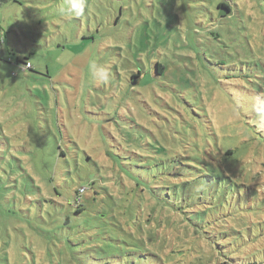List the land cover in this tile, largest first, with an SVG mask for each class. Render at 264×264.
Wrapping results in <instances>:
<instances>
[{
    "label": "rangeland",
    "instance_id": "374dc122",
    "mask_svg": "<svg viewBox=\"0 0 264 264\" xmlns=\"http://www.w3.org/2000/svg\"><path fill=\"white\" fill-rule=\"evenodd\" d=\"M66 3L0 0V264H264V0ZM192 155L235 191L220 218L253 207L232 247L189 206Z\"/></svg>",
    "mask_w": 264,
    "mask_h": 264
},
{
    "label": "trees",
    "instance_id": "16d2710c",
    "mask_svg": "<svg viewBox=\"0 0 264 264\" xmlns=\"http://www.w3.org/2000/svg\"><path fill=\"white\" fill-rule=\"evenodd\" d=\"M219 10H221V17H226L229 14H231L232 9L229 5L225 3L219 4ZM1 42V41H0ZM30 62H24L22 63L23 65H27ZM31 67V66H30ZM29 67V68H30ZM153 71V75L156 76L157 78H165L168 68L161 62H157L155 67L151 69ZM142 76V71H137L133 72L130 74L128 80H129V85L130 89L136 90L137 86L141 85V81L139 82L138 85L135 86V83L138 81V77ZM142 101V100H141ZM205 124V129H208L210 132L212 131L208 124L209 121H204ZM230 153V151L228 152ZM195 155L192 156H186L185 158L188 159H193L195 160V163L202 167V169H197L194 165L191 163H186V161L183 163V171H184V176L181 178L183 179V183L185 184H193L194 186V192L192 193L193 196V202L189 203V206L194 209V212L196 213L195 218L201 222L202 224L208 225L210 230L219 232L222 229H229L227 231V241L229 242L228 244L232 247V241L236 243L242 236V228L241 227H229L226 226L223 223L224 219L228 216H234L238 214V212L242 211L243 209H252L253 207H250L248 205L244 206L245 204V199H244V204L241 205V200L238 206H235L234 204L232 205V208H235L231 214H228L227 216H220L218 213L221 211L222 206L220 205V202H222L223 199L225 201L229 200V196H233L234 190L229 188V184H231L229 181H225L224 175L222 176L220 173H217L213 167L210 168L211 165H208L203 159H200L199 156L195 158ZM183 158V159H185ZM133 171L136 173L138 171L137 168L133 167ZM191 180V181H190ZM245 193V191L243 190ZM239 196H241L239 194ZM83 197L80 195V187L76 190L75 193V199L73 200V206L77 207V212H84L85 207L82 206V200ZM81 198V200H80ZM244 206V208H242ZM189 217V216H188ZM190 219V217H189ZM264 224V222H258ZM221 234V233H220ZM233 236L234 239H232ZM208 239L212 242H216L218 246H222L221 242L219 239L216 238V236L212 237V233L208 234ZM225 247H222L220 249H224ZM223 254H226L225 256L227 257L226 259H229L230 262L234 261L232 259V256L227 254L226 252H223ZM149 255V256H148ZM146 255L142 251H137L136 255L132 257V264H143V262L146 264H164L162 263V260L159 255L156 253L152 254L149 253ZM150 258V259H149ZM152 258V259H151ZM160 258V260H158ZM155 260V261H154ZM226 263H229L226 261Z\"/></svg>",
    "mask_w": 264,
    "mask_h": 264
},
{
    "label": "clouds",
    "instance_id": "9594fccd",
    "mask_svg": "<svg viewBox=\"0 0 264 264\" xmlns=\"http://www.w3.org/2000/svg\"><path fill=\"white\" fill-rule=\"evenodd\" d=\"M86 9V0H67L66 5L61 9V13L66 20L82 16ZM90 71L99 82H107L110 78L109 70L95 63L90 65Z\"/></svg>",
    "mask_w": 264,
    "mask_h": 264
},
{
    "label": "built area",
    "instance_id": "2783aa9c",
    "mask_svg": "<svg viewBox=\"0 0 264 264\" xmlns=\"http://www.w3.org/2000/svg\"><path fill=\"white\" fill-rule=\"evenodd\" d=\"M26 66H29V67H30L31 64L28 63ZM85 191H86V187H81V188H80V195H81V197L84 195ZM80 200H81V198H80Z\"/></svg>",
    "mask_w": 264,
    "mask_h": 264
}]
</instances>
